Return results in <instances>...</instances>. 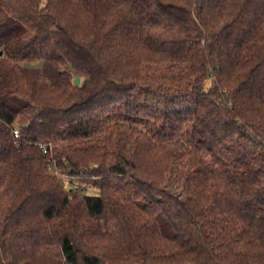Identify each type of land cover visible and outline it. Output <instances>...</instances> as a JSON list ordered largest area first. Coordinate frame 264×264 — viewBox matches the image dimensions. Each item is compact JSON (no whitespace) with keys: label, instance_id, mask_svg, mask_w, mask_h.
<instances>
[{"label":"trees","instance_id":"obj_1","mask_svg":"<svg viewBox=\"0 0 264 264\" xmlns=\"http://www.w3.org/2000/svg\"><path fill=\"white\" fill-rule=\"evenodd\" d=\"M0 264H264V0H0Z\"/></svg>","mask_w":264,"mask_h":264},{"label":"built area","instance_id":"obj_2","mask_svg":"<svg viewBox=\"0 0 264 264\" xmlns=\"http://www.w3.org/2000/svg\"><path fill=\"white\" fill-rule=\"evenodd\" d=\"M12 135H13L15 140H17L19 138V130L17 127L12 128ZM41 147H43V145H41ZM43 150L45 151V149H43Z\"/></svg>","mask_w":264,"mask_h":264},{"label":"water","instance_id":"obj_3","mask_svg":"<svg viewBox=\"0 0 264 264\" xmlns=\"http://www.w3.org/2000/svg\"><path fill=\"white\" fill-rule=\"evenodd\" d=\"M80 82H81V78H80V77H76V78L74 79V84H75V85L80 84Z\"/></svg>","mask_w":264,"mask_h":264},{"label":"rangeland","instance_id":"obj_4","mask_svg":"<svg viewBox=\"0 0 264 264\" xmlns=\"http://www.w3.org/2000/svg\"><path fill=\"white\" fill-rule=\"evenodd\" d=\"M209 81L206 82V84L208 83Z\"/></svg>","mask_w":264,"mask_h":264}]
</instances>
